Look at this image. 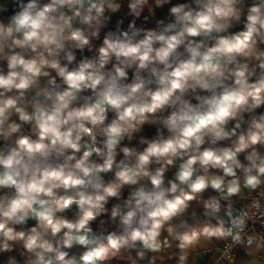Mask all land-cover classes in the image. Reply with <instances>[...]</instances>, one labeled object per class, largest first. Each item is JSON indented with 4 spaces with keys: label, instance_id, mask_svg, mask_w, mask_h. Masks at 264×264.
<instances>
[{
    "label": "clouds",
    "instance_id": "9594fccd",
    "mask_svg": "<svg viewBox=\"0 0 264 264\" xmlns=\"http://www.w3.org/2000/svg\"><path fill=\"white\" fill-rule=\"evenodd\" d=\"M264 264V0H0V264Z\"/></svg>",
    "mask_w": 264,
    "mask_h": 264
},
{
    "label": "crops",
    "instance_id": "0c3cea01",
    "mask_svg": "<svg viewBox=\"0 0 264 264\" xmlns=\"http://www.w3.org/2000/svg\"><path fill=\"white\" fill-rule=\"evenodd\" d=\"M208 260V256L204 257L203 260L200 262V264H205V262Z\"/></svg>",
    "mask_w": 264,
    "mask_h": 264
},
{
    "label": "built area",
    "instance_id": "2783aa9c",
    "mask_svg": "<svg viewBox=\"0 0 264 264\" xmlns=\"http://www.w3.org/2000/svg\"><path fill=\"white\" fill-rule=\"evenodd\" d=\"M206 257V256H205Z\"/></svg>",
    "mask_w": 264,
    "mask_h": 264
}]
</instances>
